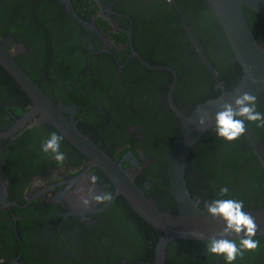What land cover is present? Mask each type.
Here are the masks:
<instances>
[{
	"label": "flooded vegetation",
	"instance_id": "1",
	"mask_svg": "<svg viewBox=\"0 0 264 264\" xmlns=\"http://www.w3.org/2000/svg\"><path fill=\"white\" fill-rule=\"evenodd\" d=\"M0 46L143 195L171 213L167 163L180 119L169 97L189 115L233 89L242 72L206 0H0ZM256 98L264 113V93ZM31 105L0 66V260L155 264L161 232L52 124L38 114L22 122ZM245 124L236 141L213 127L190 150L186 185L200 208L221 186L229 189L225 198L264 208V128ZM53 131L64 137L62 166L41 150ZM93 175L97 192L114 199L85 210L80 200ZM255 239L259 248L234 264H264V236ZM205 243L173 240L163 264H226Z\"/></svg>",
	"mask_w": 264,
	"mask_h": 264
},
{
	"label": "water",
	"instance_id": "2",
	"mask_svg": "<svg viewBox=\"0 0 264 264\" xmlns=\"http://www.w3.org/2000/svg\"><path fill=\"white\" fill-rule=\"evenodd\" d=\"M206 1L221 26L242 72L233 89L223 91L220 96L198 105L189 115L176 109L169 97V104L180 119V128L172 141L167 163L170 193L176 209L173 213L159 210L143 195L119 165L77 130L73 121L62 115L61 110L51 103L37 84L0 46V66L13 77L32 104L30 110L21 118L22 122L36 114L40 115L42 120L52 124L72 145L84 153L91 165L103 170L134 212L161 232L155 248V264H163L165 248L169 242L178 239L202 241L193 237L191 233L204 232L205 238H209L224 227L222 221L213 220L190 196L185 179L187 158L194 143L215 126L214 117L218 110L215 101L231 102L243 91H248L256 97L264 93V44L258 43L244 14V9H248L264 18V0ZM140 61L148 67H154L142 59ZM198 109L207 111L212 117L207 130L200 131L196 127ZM243 211L255 218L259 228L256 236H264V208H246ZM230 238L236 239L234 235Z\"/></svg>",
	"mask_w": 264,
	"mask_h": 264
},
{
	"label": "clouds",
	"instance_id": "3",
	"mask_svg": "<svg viewBox=\"0 0 264 264\" xmlns=\"http://www.w3.org/2000/svg\"><path fill=\"white\" fill-rule=\"evenodd\" d=\"M218 110L215 113L214 131L216 135L227 142L238 140L246 131L245 121L255 123L264 128V113L257 110V98L248 91L240 92L231 102L215 101ZM196 127L200 131L207 130L211 122V115L207 111L198 109ZM64 137L56 131L51 132L41 141V150L59 166L67 160L61 151ZM90 182L87 195L82 196L80 203L83 209H90L94 205H105L114 199L112 192H97L98 177L87 178ZM229 192L226 186H221L218 196L204 205L205 213L213 220L222 221L224 227L215 235L205 238L204 232H192L191 235L206 241L205 251L208 255L222 256L226 264H234L238 257L243 258L245 252H253L259 248V241L255 239L259 230L253 216L243 211L242 200L225 198ZM235 236L236 239L230 237ZM238 241V242H237ZM0 264H4L0 260Z\"/></svg>",
	"mask_w": 264,
	"mask_h": 264
},
{
	"label": "trees",
	"instance_id": "4",
	"mask_svg": "<svg viewBox=\"0 0 264 264\" xmlns=\"http://www.w3.org/2000/svg\"><path fill=\"white\" fill-rule=\"evenodd\" d=\"M244 14L247 20V23L249 25V28L254 33L256 40L259 44H264V18L258 15L257 13L252 12L251 10L244 9ZM258 30V31H257ZM205 158H209V153L205 154ZM217 196V193L214 194V197ZM249 201H245L244 205L248 207L246 208H258V207H252L250 206Z\"/></svg>",
	"mask_w": 264,
	"mask_h": 264
}]
</instances>
